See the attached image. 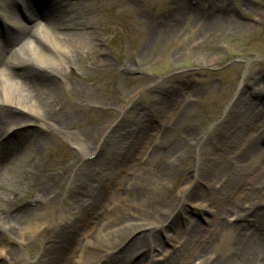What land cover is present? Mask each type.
Listing matches in <instances>:
<instances>
[{
	"label": "bare ground",
	"instance_id": "obj_1",
	"mask_svg": "<svg viewBox=\"0 0 264 264\" xmlns=\"http://www.w3.org/2000/svg\"><path fill=\"white\" fill-rule=\"evenodd\" d=\"M0 11V234L5 238L0 239V264H145L143 258L149 252L150 264H224V253L225 259H232L227 264H264V209L258 200L264 159L240 191L217 188L220 183L215 177L219 173L209 162H203L192 178L181 183L178 201L164 197V192L173 189L169 186L170 167L159 166L151 170V177L130 180L121 172L106 170L108 161L119 164L121 159L128 165L134 153L127 151L124 157L119 153L125 147V136L118 134L113 113L105 128L89 130L85 135L75 131L82 116L90 118L97 111L84 109L83 104H122L121 96L109 97L103 73L82 64L87 60L91 67L106 68L114 62L97 27V9L84 0H0ZM35 16L48 19L37 21ZM123 68L132 71L128 63ZM78 71H86L90 77L72 81ZM238 108L250 112L254 105L243 100L237 107L239 112ZM252 127L257 133L256 122ZM54 132L62 135L83 160L72 156L66 167L55 163L42 166L46 136ZM259 132L264 137V124ZM163 139L152 138L157 148L146 160L160 156L167 161L182 160L180 145L166 152L160 149ZM248 145V160L264 154L255 135L248 136ZM108 193L116 201L131 204L146 200L143 209L152 206V219L142 225L123 222L122 228L114 230L109 220L118 217L107 215V209L113 211L108 208ZM205 193L214 200V214L206 222L207 228L190 220L191 237L182 240L183 231L175 228L171 238L177 245L172 251L162 249L150 233L161 229L171 217L170 223L176 222L184 204ZM154 198L163 200L168 209L157 208ZM126 213L133 220L138 218L133 211ZM142 229L145 234L127 240ZM47 231H51L49 239L41 241ZM223 237L226 248H215ZM77 238L81 240L74 246ZM104 242L114 247L102 248ZM17 249H28V259L20 257Z\"/></svg>",
	"mask_w": 264,
	"mask_h": 264
},
{
	"label": "rangeland",
	"instance_id": "obj_2",
	"mask_svg": "<svg viewBox=\"0 0 264 264\" xmlns=\"http://www.w3.org/2000/svg\"><path fill=\"white\" fill-rule=\"evenodd\" d=\"M84 1L97 9L94 11L97 27L114 62L106 68L91 67L87 60L82 64L97 74L103 73L109 97L121 96L122 104H83L84 109L96 108L97 111L90 118L82 116L75 131H83L85 135L89 130L96 132V128H105L111 122L109 114L113 113L118 134L125 136V147L119 153L123 157L127 151L134 153L128 165L121 159L119 164L108 161L105 169L134 179L151 177V170L156 167H170L169 186L173 189L164 192V197L178 201L176 197L183 189L181 183L192 178L199 165L209 162L219 173L216 174L218 178L215 177L220 183L217 188L227 186L229 190L240 191L248 175L254 173L259 161L264 159L261 154L248 160V153H245L249 146L248 136L252 135L264 151V137L261 138L259 132L264 124V0ZM35 17L43 22L48 19ZM1 23L3 25L0 15V27ZM125 63L131 65L132 71L124 70ZM87 77H90L88 72L78 71L71 80ZM131 87L135 88L133 93ZM243 100L253 103L251 113L248 109L238 108L237 111ZM260 111V117L254 120L253 116ZM255 122L257 133L252 129ZM161 136L164 139L160 149L166 152L180 145L179 150L184 154L182 160L167 161L168 158L161 156L146 160L157 148L152 138ZM45 147L40 156L42 166L55 163L58 167H66L72 156L83 160L57 132L46 136ZM107 150L110 154L112 146ZM114 189L119 194L120 190ZM258 189L259 205L264 209V198H260L264 195V181ZM206 193L184 204L176 222L170 223L171 217L161 229L150 233V237L157 238L162 249L172 251L177 245L171 238L175 228L183 231L182 240L191 237L190 220L202 229L207 228L206 222L213 218L214 209L211 207L213 199ZM107 198L108 208L113 209L112 212L107 209V215L118 217L116 221L109 220L114 230L122 228L124 223L145 224L154 215L152 206L143 209L146 200L131 204L116 201L110 194ZM154 203L157 208L168 209L160 198H154ZM127 210L133 211L138 218H130ZM143 230L133 233L127 240L141 232L145 234ZM50 234L51 231L43 233L41 241L49 239ZM0 239L5 240L1 234ZM224 239L220 238L219 247L215 248H226ZM80 240L77 238L74 246ZM144 241L141 248H144ZM100 246L114 247L108 242ZM27 250L17 249V253L27 260ZM218 253L215 251L216 256ZM151 256L150 252L146 253L145 264H150ZM225 258L224 253V264L232 261Z\"/></svg>",
	"mask_w": 264,
	"mask_h": 264
}]
</instances>
